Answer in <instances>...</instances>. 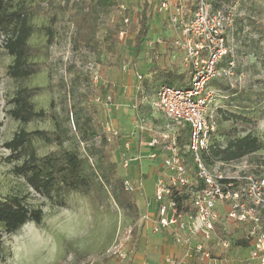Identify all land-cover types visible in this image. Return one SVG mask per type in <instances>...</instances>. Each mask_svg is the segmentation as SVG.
Returning <instances> with one entry per match:
<instances>
[{
  "label": "rangeland",
  "instance_id": "rangeland-1",
  "mask_svg": "<svg viewBox=\"0 0 264 264\" xmlns=\"http://www.w3.org/2000/svg\"><path fill=\"white\" fill-rule=\"evenodd\" d=\"M27 1L36 4L41 11L40 14L36 13L34 16V22L38 25L48 22V15L57 14L59 22L55 27V41L47 50V54H43L46 68L40 74L24 80H16L9 75V65L13 62V57L3 48L2 39H0V120L3 122L0 128V198L18 195L31 208H42L45 215L41 224L30 222L16 233L3 235L0 264H100L103 256L109 255L112 246L133 226V218L127 215L115 201L113 184L101 178L98 157L90 151L91 146H99L100 138L84 137L74 119L75 113L80 109L85 108L86 112L89 110L90 113L89 103L94 101L101 109L102 129L104 122L111 123L110 119L114 111L113 108L108 112L106 106L95 101L97 95L105 92L102 83L96 84L91 72L86 69L89 62L98 64L96 55L90 48L84 45L77 46L74 41L76 26L73 15L78 11L87 12L93 0ZM120 1L119 5L125 2L129 9L127 16L130 17V23L122 28V30H127L128 35L127 38H122L124 55L122 66L115 70L112 69L115 71V81L121 72L122 74L125 72L123 71L124 66L142 70L151 68L155 64L153 51L156 43L157 52L161 55L157 58L156 64L158 62L162 65L177 63L181 71H186L180 60L173 58L174 52L167 48L173 44V31L168 26L165 14L155 13L150 34L142 45L138 59H133L135 54L133 41L138 28L137 12L141 9L142 0ZM155 1L157 8L159 3ZM225 1L227 6L234 8L236 14L234 34L230 37V45L234 52V66L230 76L212 82L213 86L221 89L224 96L218 97V107L223 106L227 109L230 106H237L240 99L249 97L254 100L255 107L264 108V41L259 40V31L256 27V23L264 22V0ZM118 11L119 6L114 14ZM46 12H48L47 15H45ZM102 20L103 16L98 19L100 28H103ZM46 41L47 36L43 32L35 33L31 39L34 46H43L44 50ZM148 41L152 44L148 45ZM231 59L232 56L229 54L224 61L227 64ZM102 79L107 82L111 80L106 74L102 75ZM137 84L135 81L133 85L134 100L140 97V93L136 91ZM21 86L44 88L34 95L32 102L36 110L45 109L47 111L46 118L34 119L25 124L9 115L8 110L13 107L11 99ZM232 94L236 95L231 97ZM241 102L244 106L249 103L245 99ZM148 109L150 111L144 110L146 114L141 110L144 113L143 123H146L148 127L157 125L156 119L151 117L153 111L151 108ZM118 115L119 120L122 119L121 127L124 138H129L131 145L128 148L122 146V157L117 148L118 138H112L108 148L113 149L121 174L128 176L130 183L138 189L140 178L138 175L133 178L128 172L135 168L136 171L150 175L153 168L160 170L162 160L149 158V150L145 147L142 150L139 149L137 138L139 134L134 136V133L140 131L139 125L142 121L136 116L134 108L128 103H122ZM162 120L161 122H164ZM58 121L67 128L66 139L63 142L64 148L78 150L82 157L88 159V164L95 172L97 181L100 182V191L97 196H85L80 192L61 188L55 190L52 197L44 196L36 192L24 177L14 173V165L19 163L8 161L10 151L3 147V143L10 140L22 128L28 131L36 129L55 131ZM217 121L219 125H229V122L223 118L217 117ZM252 133L263 142V148L231 162L218 161L215 166L229 169L231 172H239V174L252 173L264 176V120L252 130ZM220 137L224 139V136ZM33 143L39 155L60 149L57 144H47L39 137H34ZM139 154L143 158L140 163L135 164L131 161L129 168L122 167L121 160L123 162ZM152 176L155 179L158 173L154 172ZM136 199L140 212H144L146 202L137 191ZM262 219L264 224V214H262ZM138 223L142 225V221ZM240 224L229 226L227 231L223 227L219 229L223 234L227 232L230 236L234 235L237 240L241 235ZM238 247L243 250L249 249L250 246L238 245ZM117 260L120 259L116 257L112 264L117 263Z\"/></svg>",
  "mask_w": 264,
  "mask_h": 264
},
{
  "label": "built area",
  "instance_id": "built-area-1",
  "mask_svg": "<svg viewBox=\"0 0 264 264\" xmlns=\"http://www.w3.org/2000/svg\"><path fill=\"white\" fill-rule=\"evenodd\" d=\"M119 8L124 16L125 2ZM157 11L167 17L176 48L173 58L180 60L189 83L186 87L162 84L148 97L141 84L145 76L136 74V91L143 95L135 98L134 109L149 105L165 119L162 126L148 127L149 158H161L162 164L153 194L154 213H144L141 220L151 222L155 233L167 231L184 249L180 258L168 256V264H186L188 260L192 264H230L232 252L239 247L234 235L223 234L219 227L227 231L240 223L248 225L245 238L250 243L241 263L264 264V176L239 174L218 166L209 168L201 157L217 127L215 114L221 89L212 82L233 72L230 37L236 24L234 8L223 3L216 8L214 0H161ZM124 19L130 23L129 16ZM127 35V30L120 31L121 42ZM229 54L231 61L222 65ZM86 69L96 84L102 83L103 90L108 87L97 63L89 62ZM127 70L124 66L123 71ZM95 101L106 106L108 112L116 107L113 92L97 95ZM103 128L110 141L120 134L109 121ZM187 153L193 154L195 169L187 163ZM133 159H125L122 167L127 168ZM132 230L133 226L112 246L109 255L121 260L129 257Z\"/></svg>",
  "mask_w": 264,
  "mask_h": 264
},
{
  "label": "trees",
  "instance_id": "trees-1",
  "mask_svg": "<svg viewBox=\"0 0 264 264\" xmlns=\"http://www.w3.org/2000/svg\"><path fill=\"white\" fill-rule=\"evenodd\" d=\"M154 1L142 0L141 9L137 12L138 28L133 41L134 60L138 59L142 45L150 34L155 13H158ZM157 1L159 3L161 0ZM120 2V0H93L92 4L90 2V7H87V12L78 11L73 15L76 26L75 44L90 48L96 55L101 75L106 74L111 78L104 93L113 92L116 76L112 69L121 67L124 61L119 34L122 28L127 26L124 18L129 13V9L125 8L124 16L119 12L114 14ZM221 3L226 4V1L215 0L214 5L217 8L221 6ZM40 12L36 4L27 0H0V39H2L3 48L13 57L8 72L16 80L38 75L46 68L43 54H47V50L55 41V27L59 17L57 14L48 15V22L38 25L34 22V16ZM101 16H103V28H100L98 24ZM256 27L259 31V40L264 41V22L256 23ZM38 32H43L47 36L45 50L43 46H34L31 42L34 34ZM157 46L156 43L153 51L155 64L149 68V76H145L141 81L144 95L148 97L153 96L162 84L183 86L189 83L187 72L181 71L177 63L162 65L158 62L156 64L157 58L161 57L157 52ZM167 48L172 52L176 50L173 45ZM225 64L223 61L222 65ZM41 90L44 88L19 87L11 99L13 107L8 110L9 115L25 124L34 119L46 118L47 111L36 110L32 102L34 95ZM139 95L142 97L143 94ZM234 95L236 94H232L231 97ZM221 96L224 97L222 92ZM243 99L249 102L245 106L241 102ZM243 99H240L237 106H230L227 109L219 106L216 111V130L211 134L208 148L201 153L202 160L209 168L215 167L218 161L231 162L263 148V142L253 135L252 130L264 120V108L255 107L254 100L249 97ZM141 108L146 111L150 107L141 105L139 110ZM89 109L90 113L89 110L86 112L85 108L75 113L76 125L84 137L100 138L99 146H91L90 151L98 157L101 178L113 184L115 201L127 215L133 218L132 233L133 243H135L139 232L138 221L142 217L136 199V190L127 177L121 174L113 149L108 148L111 141L103 125L101 129V109L94 101L89 103ZM217 117L225 119L229 125H219ZM2 126L3 122L0 120V128ZM56 127L55 131L42 129L28 131L22 128L10 140L3 143V147L10 151L8 161L19 163L14 165V173L24 177L36 192L44 196L52 197L54 191L60 188L77 191L85 196H97L100 191V182L97 181L95 172L88 164V159L82 157L78 150L64 148L63 142L66 139L67 128L59 121ZM220 136H224V139L222 140ZM34 137L42 138L50 145L57 144L60 149L39 155L33 143ZM186 161L195 169L192 153L186 154ZM44 215L42 208H31L18 195L0 198V250L4 234L16 233L30 222L41 224ZM240 225L241 235L237 238L236 244L250 246L245 238L248 225L244 223ZM116 257L115 255L103 256L100 264H112Z\"/></svg>",
  "mask_w": 264,
  "mask_h": 264
},
{
  "label": "crops",
  "instance_id": "crops-1",
  "mask_svg": "<svg viewBox=\"0 0 264 264\" xmlns=\"http://www.w3.org/2000/svg\"><path fill=\"white\" fill-rule=\"evenodd\" d=\"M141 72L144 76H149V68L145 70H142L140 68L139 69L128 68V70L123 74L121 72L112 90L114 93L116 107L113 109L114 111L112 112L114 117L111 114L112 119L110 120H111V124H113V126H115L120 133L119 136L116 138H118L117 140L119 141V143L117 144V148L120 151L121 157H122V146L124 145L126 148H128L130 147L131 143L129 142L130 141L129 138L126 137L124 138L121 127L122 119L119 120L118 112L122 108V103H128L132 108H134L133 85L135 81H137L136 74ZM141 110L134 109L136 116H138L142 121L141 125H139L140 131L135 132L134 136L137 133L139 134L138 136L136 135L138 138L139 149L142 150V148L145 147L149 150V154H150V148L148 147L147 142L149 141L151 134L148 131V125H145L146 123H143L144 119L142 116L144 115V113H142ZM151 117L153 119H156L155 121V123L157 124L156 126H160V125L162 126V124L165 122L164 116L162 114H156L153 112ZM161 119H163L162 121L164 122H161ZM142 159L143 158L141 154H139L137 156H134V159L131 161L135 162L136 164L138 162L140 163ZM131 161L130 163H132ZM121 164H122V160H121ZM129 166L127 168H129ZM154 172H157L159 175L158 168H153L150 175H146L141 171H136L135 168L131 169L128 172V174H131L133 178L136 177L137 175L140 178V186L138 189L135 188V190L138 193H140L141 197L144 198L146 202V208L144 212L141 213L142 215L146 212H149L151 215H153L154 213L155 203L153 199V194L155 191V183L158 178V176H156L154 179V177L152 176ZM141 219L142 217L139 219V221H142ZM142 225L139 224L138 238L135 243L131 244L129 257L124 260L121 259L117 260V263L115 264H168L166 262V258L168 256H172L176 258H180L184 256L185 254L184 249L182 248V246L177 245L173 241L172 236L168 232L166 231L158 232V233L153 232L151 228V222L148 223L142 222ZM246 249L242 250L237 248L236 250H234L232 252L234 257L230 262V264H238L242 256L248 253L249 249L247 250ZM240 262L239 264H242ZM186 264H192V263L188 260Z\"/></svg>",
  "mask_w": 264,
  "mask_h": 264
}]
</instances>
